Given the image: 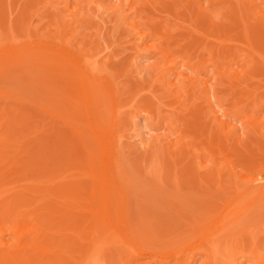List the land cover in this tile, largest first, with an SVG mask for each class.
Instances as JSON below:
<instances>
[{
    "label": "bare ground",
    "instance_id": "1",
    "mask_svg": "<svg viewBox=\"0 0 264 264\" xmlns=\"http://www.w3.org/2000/svg\"><path fill=\"white\" fill-rule=\"evenodd\" d=\"M58 1L60 2L61 0ZM63 1L66 4L69 0ZM116 1L117 3L113 6V10L115 12L120 13L125 8H127L131 10L132 14L136 17L148 16V12L146 13V5H148L150 6V8L152 7L151 9H153V11L158 8L162 10L163 13L166 12L165 14H167L168 16H176V23L180 17L181 19H183L182 21L180 19V25L178 21V27L176 26L177 28H175L179 30V28L182 27V29L180 28V30L182 31L179 32L183 33L188 31L191 34L190 35L187 32V35L185 34V36H183L184 38L180 37V39H185L187 37V39L190 40L193 36L191 44L188 45L190 41L187 43L188 47L191 45V50L190 47H184L185 50L188 49V55L184 49V51H181L180 53L176 52L177 50L179 51L178 46L176 47V49H174L175 43L173 46L174 40L172 39V36L176 35V33L168 34L167 32H170L169 29H165L167 30L166 32L158 31V29L156 30V28L159 26H165L166 28H168L166 24L162 26H156L154 24L157 23H151L148 24L149 27H146L145 29L141 28L143 24H138L132 26V29L139 37H137V42H140V39L141 42L142 40L145 41L146 38H149L151 40L163 39V42H165L166 38V41L169 40L168 38L172 40V42H165V46H163L164 43L162 45L160 44L159 46H154L159 50L162 59H165L168 56H173V58L170 60L173 69L181 64L182 66L179 67L184 69L177 74L171 73L172 75H174L176 81L175 83L169 84V87L170 85H172L171 87L173 88L177 87V92L180 91L178 90V86L181 88L183 87V89L185 90L184 92H182L183 90H181V96L184 93V95H188L187 97H189V99L193 98V101L197 100L196 98H202L203 94H205L206 108H202L203 111L205 109V115L203 113V118L206 119L205 116L209 115V118H212L213 122V120L220 117L221 119L217 120V124H220V126L226 124V118L227 116L231 115L230 112H232V110L230 109V111H228V109L227 112H223L226 110H222L220 113L218 108H215L213 106V104L217 105L222 101V97L218 96L217 92H215L214 90L216 85H219L222 80H227L228 78L227 83L228 85H230L229 90H231L230 93L232 94V96L233 93L237 94L238 92L240 93L244 90H246L247 93L246 88H248V83H246L245 81L246 75L252 74L251 71L257 66H260L262 68L264 67V0ZM80 2L81 4L83 3V6L81 4L80 5L84 8V2H88V0L75 1V3ZM80 5H78L79 8H77L78 6L74 4V7L76 8L75 9L73 7L74 14H72L74 16H76L77 14L75 10L79 11L81 9ZM97 5L99 4L97 3ZM166 8L169 11H167ZM180 10H182L184 13ZM16 14L18 13L16 12ZM72 14L70 13V15ZM4 15L5 14H3V16ZM163 15L164 14H161V16ZM20 16H23V13H20ZM212 16H224L223 21H225L226 24H223V22L221 21L220 24L218 23L219 26H217L215 23L211 22L210 19ZM256 16H262V21L261 18H257L259 20L255 19ZM184 17H187V20H185L186 24H183ZM149 19H151L152 21L154 20V18ZM205 21H208L206 22V25ZM250 24L252 25L251 27ZM174 25L176 24L174 23ZM204 25L205 28H203ZM11 27L13 28V25L11 26L10 24L9 28ZM228 27L233 28L232 30L231 28H229L231 31L230 35ZM12 28L11 33L14 34ZM240 32L243 33L241 34ZM23 34L25 33L23 32ZM231 34L237 37L234 38L233 36H231ZM28 36L26 35V39H24V37L23 40L21 38L19 40L18 38H16V35H14V40H10L9 43H0V101L1 99L2 101L16 100V102L18 101V104L20 102V107L21 105L26 106L35 111L42 112L45 116L48 115L47 117L51 118L52 120L47 121H57V119H60L59 121H61L62 123L61 125V123L59 122L61 125L60 128L64 126L61 129H63L65 133H61L63 131L59 130V126H55L57 125L56 123H53L54 125L50 127H45L47 121L45 122L46 124H42L41 119H43V116L39 113L38 114L41 118L40 119L38 117L40 119V123L36 121L38 119L33 120L32 118L34 117L30 116V114H27L28 111H25L27 109L22 110L23 112L21 111V109H19L20 111L18 110V113L21 112L20 117L18 118V115H16L18 113H15L14 118L11 112L7 113L8 108H6L5 105H3V108H0V110L2 109L1 112L5 117V119H0V264H73V262L75 264H116L113 254V248L115 247L119 249L122 248L123 250L128 252V254L126 253L125 255L122 254V252L119 253V259H121V261H123V259L125 258L128 260L130 258H136L137 255L139 256L140 253H144L146 252L145 250H147L149 251V254L151 251L150 256L152 255L153 258H151L154 259L153 261L159 258L160 261L157 264H196L197 259L194 258V254L196 250L198 251L201 249L199 253L204 254V259L200 258L201 260H199V264H244V260L249 261L248 264H264V213L261 215L258 214L259 216H257V214H253V211L255 209L252 207L254 206V203H257L258 200H261L260 198L263 199L264 183H261L260 185L256 184L257 186L250 183V186L248 182L251 178H248L249 176L246 178H241L239 176L242 179L239 180L240 178L236 176L237 173L235 174V172L233 171H230L231 173L228 175L229 179L225 180L226 182L228 181L234 188L233 193L235 192V195L233 194V196H231L232 199L228 200V202L224 204L221 210L220 206V208H218V212H214H217V214H214V216L212 215L213 217L210 216L212 217V219H208L209 222L207 221L205 222V224L201 222L202 225H205V228L203 226V230L201 232L202 234L197 236L196 239H192L191 242L190 240H188L189 242L187 243L184 242L185 240H183V243L181 242L178 247L175 246L174 248H172L173 250L170 248L171 251L165 250L166 252H160L161 254H159V250L153 249L154 247L152 248L153 245H147V240L139 242V240H142L141 238L143 236L141 234L144 233L142 231L145 230V227L150 228L152 226H148L147 224H145L144 226L143 223L145 222L141 223L142 225H140V222L137 224L130 217V212L127 205L130 186L127 179V170L125 169L122 161L123 150H120L122 147H120V143L119 145L117 143L118 133L115 132V129L117 128H111V131L115 130L113 135L110 130H107L109 127L106 128L105 126H103L104 110L102 107V100L104 101L105 98V100L107 99L113 101L116 91L114 88L108 86L109 84L107 81H99L97 79L96 70L98 69V63L96 62V60L98 59H96V57L98 58L99 55L96 57L93 55L94 43L91 44L92 47H87L88 50L83 49L78 43L81 48L77 45V49V46L75 45L76 47L73 50L74 46L72 48H70L71 46L69 47L72 42L71 44L67 45V48H65L66 45L63 48L61 46L62 44H60L59 42H57L58 45L57 43H52L56 40L55 39L53 41L54 38H49L52 40V42L50 41L52 44L51 45L49 42H42L41 39H43V37L41 38V36V39L35 37V40L28 39ZM1 37L2 40H4V37ZM8 38H10V36ZM58 38L60 39V37ZM2 40L0 41L3 42ZM98 42L99 41L95 43L98 44ZM236 42H241L240 44H242V46H240V49L235 48ZM225 43L229 44H226L225 46ZM138 44L139 43H137V45ZM182 46L183 45H181L180 47ZM146 50H149V48H146ZM204 50H208L211 53L216 52V54L223 57H218V59H210L207 61L211 65V69L209 70L214 76L213 85L212 83H209L210 77L205 80L196 79V75H198L208 67L205 65L206 63L204 65L200 63L196 56L195 60L190 57V54L196 53L197 55H199ZM45 53L47 55H44ZM48 55L49 57L51 56V59L48 58ZM43 57L46 58L45 62L43 60ZM227 57L229 59L225 60ZM230 63H232L234 67H229ZM245 63H247L248 65L247 68L245 66ZM11 64H13V66H16L15 68L17 69L18 67H20V69L16 71V69L13 67V70H15L16 72H11L8 69ZM181 68L177 70H181ZM73 70L75 71V75H77V77L79 78L80 84L82 86V99L84 98L82 100V103L85 105L84 109L87 113V126L88 129H90L88 132H91V135L89 136L90 138L88 137V135L86 137L88 139H91L92 141H96V150H98L96 151V153L97 155L101 156L100 159L99 156L97 158V155L95 156L94 153L92 154L91 148L89 150L88 145L86 146L84 142L80 143L81 145L79 147L81 150V155L88 162V169L86 172H84L85 175L83 173L82 174L84 176H87L91 180V199H98L99 202H97V205H93L90 203L88 208H86V213L89 216V226L87 227V229L90 233V236L88 240H86V242L91 248L85 254H80L79 252L74 253V255L73 133L75 132L76 136L77 134L78 136L80 134L79 131H74L75 128H73V90H70L69 88L64 89L65 86H60V88H58L59 90H57L55 87L56 85L53 83V79L51 78V80L49 77L55 73L54 76L57 77L56 79H59L60 82H62V80L68 77V75L73 78ZM185 71L190 72L185 73ZM22 74H25L27 77H24ZM18 76L20 79L24 80V88L18 87L19 85H24L23 80L18 81ZM47 76L52 81L51 82L49 80L51 84H49L48 80L47 82L45 81L46 79H48ZM18 82H20V84ZM44 82H46V84ZM64 82L65 80L63 81V83ZM183 82H185V86L181 85ZM8 83L11 85H8ZM13 83L15 88L11 87L13 86ZM47 84L51 86L47 87ZM7 85L9 86V88H6L8 87ZM41 85H44L46 89ZM2 86H4L5 88ZM66 86L68 87L69 85ZM69 87H71V85ZM22 89H25L26 91L24 90L23 92ZM41 89H44L46 91L43 92L44 90L41 91ZM60 89H63L65 91L69 89V91H66L65 93L63 91H60ZM204 90L206 91V93H203ZM177 94H175L176 97ZM209 94L211 95V97ZM189 95H191V97ZM102 96H104V98ZM242 96L243 93L240 95V97ZM116 99L118 98L116 97ZM258 106L259 105H257V107ZM197 113L200 114V112ZM197 113H195V115H197ZM199 114L198 116L199 118H201L202 115ZM34 116H36V114H34ZM198 116H194L195 118L193 117L195 121L199 120ZM31 119L32 122L35 121L38 123L37 125H39L37 129H33L34 131L30 130L31 132L33 131V135L28 131L29 129L26 131V133L22 131V127L24 126L23 123H25L26 126L28 125V128L29 125L32 126ZM247 121L248 120H246V122ZM260 121L261 123H263L262 125H264V116L260 119ZM201 123L204 125V122ZM35 125L33 126L35 127ZM65 125L68 126V128H65ZM205 126H207V124H205ZM205 126H202L200 128L198 126L200 132L201 128H204ZM55 127L58 128V131ZM219 127L217 126V128ZM4 128L6 129L5 131H3ZM20 130L22 133L18 134L17 131L19 132ZM27 133H29L28 136L32 135L34 136V138L37 136L36 140L37 138L38 140L36 141L33 138V143L30 142V145L27 144L28 141L25 138L28 137L25 135ZM32 136L30 138H32ZM80 141L82 142L81 139ZM24 143L26 144L25 146H23ZM179 157H184V154H179ZM179 159L175 157L173 161H171L172 164L174 166L178 165ZM166 160L168 161V159ZM164 162L166 161L164 160ZM185 162L187 163V161ZM169 164L166 165V168L167 166L168 168L171 167V164ZM161 166L164 165H159L156 167V169L160 172L163 171V168ZM262 168L263 169H260V171H263L264 173V166ZM209 170L211 172L205 170V172L207 171V174L205 175L203 173L205 175L204 177H202V175H196L197 177H192L194 184H203L205 188H209L214 184L217 185V183L220 185V181L222 180L221 174H215L216 171L214 173V169ZM33 173H36V175ZM148 173H152V170L149 169ZM177 173H179L178 170L174 169L173 176L175 178H177ZM17 174L19 175L18 177L16 176V178L14 175ZM31 174L32 176H30ZM12 175L14 177H12ZM244 175L243 177H245ZM19 176L21 179L19 180V183L22 180L24 183H17L19 185L16 184V186L14 182V185H11L10 177H12L13 179H19ZM198 176L201 177L198 178ZM255 180L257 181L258 179L256 178ZM25 181H27V183ZM6 183L10 184L8 185ZM205 185H207V187ZM212 187L214 188V186ZM256 187L257 191H255ZM244 199L245 201H243ZM258 209L255 211H259L260 213L261 209L263 208L260 207V209ZM145 221H147L146 218ZM139 225L142 226V229L144 227V229L141 230V227ZM137 230L139 231V234L141 233L140 235L137 233ZM150 230H145L147 235L146 238L148 239L154 237L153 229L151 231ZM171 231H173V229H171ZM136 236H139V240H137ZM153 239L155 238L149 239L150 242L148 243L154 245L159 244L156 243V241H160L159 239L157 240L156 238L154 240V243ZM249 245L250 247H248ZM147 246L148 248H145ZM149 248L152 249L150 250ZM75 254H77V257H75ZM182 256H184V259L180 260ZM237 256H239V261H236ZM77 258H79V260H74ZM124 262L126 261L124 260L123 263ZM147 262L145 263H152Z\"/></svg>",
    "mask_w": 264,
    "mask_h": 264
},
{
    "label": "rangeland",
    "instance_id": "2",
    "mask_svg": "<svg viewBox=\"0 0 264 264\" xmlns=\"http://www.w3.org/2000/svg\"><path fill=\"white\" fill-rule=\"evenodd\" d=\"M61 1L59 2L58 0H0V26H1L0 31L3 32V33L0 32V35L4 37V40H2V37L0 36V40L3 41V42L0 41V43H5V44L7 42L9 43L10 40L11 41L14 40L13 39L14 35H16V38H18L19 40L20 38L23 40L24 37H25L24 39H26L27 38L26 35L28 36V33H29L28 39L30 40L31 39L35 40V37L40 38L41 36V38L43 37L44 39L43 40L40 38L42 42L45 41L46 43L49 42L51 44L52 40L49 38L52 39L54 38L53 41L55 39L56 40L55 42L52 43L55 44L59 42L60 44H62L61 46L63 48L65 47V45H66L65 48H67V45L71 44L72 42V44L69 45V47L71 46L70 48H72L74 46L73 50L77 45L79 47L81 45L83 49L88 50L89 47H92L91 44L94 43L93 55L95 57L99 55L98 58L96 57V59H98L96 60V62L98 63V69L96 70L97 79L99 81H107L109 84L108 86L114 88L116 91L113 101L107 99L105 100L104 96H102L104 98V101L102 100L103 103L102 107L104 110L103 126H105L106 128L109 127L107 130L110 131L111 128L112 129L117 128L115 129L116 131L112 130L111 132L112 134L114 133V131L118 133L117 143L118 145L120 143V147H122L121 149L120 148L119 149L121 151L123 150L122 161L125 166V169L127 170V179L130 186L128 199H127L128 201L127 205L130 212V217L137 224L140 222V225H142L141 223L145 222L143 223L144 226L145 224L152 227L154 226L153 228L150 227L151 230L153 229L154 237H151L149 239L157 238V240L159 239L160 241L158 242L156 241V243H159L157 245L148 243L150 241L148 238H146L147 235L145 230L147 229L150 230V228L147 227H145V230L142 231L145 233V234L143 233L144 235L140 233L145 239L141 236L142 238L141 237L140 238L142 240L140 241L138 239L139 236L138 237L136 236L137 240H139V242H143V240H147L146 244L153 245L152 248L154 247L153 249L159 250V254H161L165 250L171 251V249L174 248L175 246L178 247L179 244H181V242L183 243V240H185L184 242L186 243L189 242L188 240H190L191 242L192 239H196L197 236L202 234L201 232L203 230V226L205 228V225H202V223L205 224V222L207 221L209 222L208 219H212L214 214H217L219 210L218 208H220L221 206L220 208L221 210L224 204H226L228 200L232 199L231 196H233V194L235 193V192L233 193L234 188L231 186V184L228 181L226 182L225 180V179L227 180L229 179L228 175L232 171L235 172V174L237 173L236 175L237 177L240 176L241 178H246L249 176L248 178L252 179V180L250 179V181L248 182L249 184L251 183L252 185L253 184L260 185L261 183H264L263 180L264 173L263 171H260V169L262 170L263 169L262 167L264 166V125H262L263 123H261L260 121V119L264 116V67L262 68L260 66H257L252 70L253 72L251 71L252 74L246 75L245 81L246 83H248V88H246L247 93L246 90L243 89L245 92L244 91L240 93L238 92L237 94L233 93L234 96L233 97L232 94L230 93L231 90H229L230 85H228L227 83L228 78L227 80H222V82H220L219 85H216L214 91L217 92L218 96L222 97V101L217 105L213 104V106L215 108H218L220 113L222 110H226L223 112H227L228 109H229L228 111H230V109L232 110V112H230L231 115L229 114L230 116H227L226 118L227 119L226 124L220 126V124H217V120L221 119L220 117L213 120V122H212V118L211 119L209 118V115L205 116L206 119L203 118V113L205 115V109L203 111L202 108H206L205 106L206 95L203 94L206 93L205 90L202 93L203 94L202 98L199 99L196 98L197 100L193 101L192 100L193 98L189 99V97H187L188 95L186 96L184 95V93L183 95L186 96L187 98L184 97L183 95L181 96L180 94L181 90H183L182 92H184L185 90L183 89V87L181 88L178 86V90H180L178 92L176 91L177 87L173 88L171 87L172 85H170L169 87V84L175 83L176 81L174 75L172 74L173 73L177 74L184 69L179 67L182 66V64L176 67L175 68L176 70L173 69L172 64L170 62L173 56H168L165 59H162L159 50L156 49L154 46H159L160 44L162 45L163 43H164L163 46H165V44L168 41L172 42V40L168 38L169 40L166 41L167 40L166 38V40L164 39L166 42L165 43L162 41L163 39L151 40L149 38H146L147 41L145 39V41L142 40L141 42L140 39V42H137L138 36L136 32L133 31L132 29V26L138 24L141 25L143 24V26L141 27L142 29L149 27L148 24L151 23H157L154 24L156 26L159 25L162 26L166 24L168 28H166L165 26L164 27L159 26L160 29L162 30H160L159 27H157L156 30L158 29V31L166 32L167 30L165 29H169L170 32H167L168 34L176 33V35L173 34L175 36V39L174 36H172L173 37L172 39L174 40L173 46L175 43V48L174 47L173 48L176 49V47L178 46L179 51L177 50L176 52L180 53L181 51L185 50L184 47L185 48L190 47L191 50V45L189 47L188 45L191 44L193 39V36L192 39L190 40L187 39V37L185 39H180V37L184 38L183 36H185V34L188 32L186 29L185 30L187 32H183V33L179 32L182 31L180 30V28L182 29V27H180L179 30L176 29L178 27L177 26L178 21H179V25L181 24L180 23L181 17L178 19L176 23L175 22L176 16L175 17L168 16L167 14H165L166 12L163 13V11L158 8L156 10L154 8L155 11H153V9H151L152 7L150 8V6L148 5H146V13L148 12V16L136 17L132 14V11L127 8H125L120 13L115 12L113 10V6L117 3L116 0H94L95 2L93 0H88V2H84L85 9L81 7L83 3L82 4L81 2L75 3L76 0H69V1L66 0L68 1V3H66L67 5L64 3L63 0ZM128 1L130 2L132 0H123V2H128ZM97 3L99 5H97ZM74 4L76 6L81 4L80 5L81 9L80 10L78 9L79 11L75 10L77 13V14L75 13L76 16L73 15L74 14L73 10L75 8ZM55 6L57 9L55 8ZM77 8H79V6ZM166 10L169 11L167 8ZM15 11L19 15L16 14ZM20 13H23V16H20ZM70 13L73 14L70 15ZM3 14L5 15L3 16ZM161 14H164L166 16L164 15L161 16ZM261 17L262 16H256L255 19ZM149 18H154L156 22L154 20L153 22ZM186 18L184 17L183 24H186L185 21L187 20ZM182 20L183 19H181V21ZM210 20L211 22L215 23L217 26H219L221 21L223 22V24H226L225 21H223L224 16H212ZM206 22L208 21H205V25ZM174 23L176 25H174ZM3 24L5 27L3 26ZM10 24L11 26L13 25V28L12 27L11 28L14 34L11 33L12 32L11 28H9ZM205 25L203 26V28H205ZM251 26L252 25L250 24V27ZM229 28L231 27H228L229 35H230L231 31ZM232 29L233 28H231V30ZM23 32L25 34H23ZM177 32L183 35H180ZM240 33L242 34L243 32ZM45 35L46 37L48 35V37L46 38ZM9 36L10 38H8ZM231 36H233V34H231ZM5 37H6V41H5ZM58 37H60V39ZM233 37L236 38L237 36H233ZM45 39L48 40L46 41ZM57 39H59L60 41ZM97 41H99L98 44H96ZM189 41L190 43H188ZM137 43L139 44L137 45ZM240 43L241 42H236L235 43L236 47L235 46L234 47L240 49V46H242V44ZM226 44L229 43H225L224 45L226 46ZM181 45L183 46L180 47ZM78 46L76 47L77 49ZM146 48H149V50H146ZM187 50L188 49H186L185 51L188 55L189 51L187 52ZM192 54H190V57L192 59L195 60V56H196V58L199 60L200 63H202L203 65L206 63L205 65L208 67L206 68L207 70L205 69L199 74L197 73L198 75H196L197 76L196 79L205 80L208 77H210L209 83H212L213 85L214 76L211 74V71L209 70L211 69L210 67L211 65L207 61L210 59H218V57L220 58L221 56L216 54V52L211 53L208 50L207 51L204 50L199 55H197L196 53H195L196 55L194 53ZM44 55L47 54L45 53ZM46 58L43 57L44 62L46 61ZM48 58L51 59V56L49 57L48 55ZM228 59L229 58L227 57L225 60ZM11 66L8 67V69L11 72H16L20 69V67H18V69L15 68L16 66H13V64H11ZM245 66L246 68L248 67L247 63H245ZM13 67L16 69V71L13 70L14 69ZM229 67H234V65L230 63ZM180 68L181 70H177ZM187 72L190 71H185V73ZM25 74L22 75L24 77H27L26 76L27 74L26 75ZM54 75L55 73L51 75L52 77L51 76L49 77L50 79L51 78L53 79L54 81L53 83L56 86L54 84L53 85L56 87L57 90H59L58 88H60V86L62 87L65 86L64 89L69 88L70 90H73V128H75L74 131L75 130L79 131L80 134L79 136L77 134L78 136L77 137L75 132L73 133V251H74L73 255L74 253H79V252L80 254L81 253L85 254L91 248L89 247V244L86 242V240H88L90 236V233L88 232L87 229V227L89 226L88 225L89 216L86 213L87 211L86 208H88L90 203L93 205L94 204L97 205L98 204L97 202H99V200L91 199L90 191H91L92 183L87 176H84L85 175L84 172H86L88 169L87 166L88 162L81 155V150L79 146L81 145L80 143L84 142L86 146L87 145L89 146V150L91 148L92 154L94 153V155L96 156L97 155L96 151H98L96 150L97 144L95 143L96 142L95 140L92 141L91 139H88L86 137L87 135L89 137L91 135V132L90 133L88 132L90 129H88L87 126V113L85 112L84 109L85 105L82 103L83 102L82 100L84 99V98L82 99L83 97L82 95L83 93L81 90L82 86L80 84L79 78L77 77V75H75V71L73 70V75H72L73 78L68 75V77L64 78L62 82H60L59 79H56L57 77ZM19 76H18L19 80L18 79L17 80L18 81L23 80L20 79ZM50 79L48 78L45 81L47 82V80L49 81ZM64 80L65 82L63 83ZM50 81L49 84H51L52 82ZM46 82L44 83L46 84ZM18 83L20 84V82ZM49 84H47L48 85L47 87L51 86V85L49 86ZM8 85L11 84L8 83ZM12 85L13 86L11 87L15 88L14 83ZM66 85L69 86L71 85V87L69 86L67 87ZM181 85L185 86V82H183ZM24 86L25 83L23 86L19 85L18 87L24 88ZM42 87L45 88L44 85ZM6 88H9V86ZM69 89H67L66 91H69ZM42 90L44 89H41V91ZM45 91L46 90H44L43 92ZM60 91L66 93V91L63 89H60ZM242 93L243 96L240 97ZM175 94H177V97ZM189 96L191 97V95ZM116 97L118 99H116ZM3 105H5L6 108H8V111L6 110L7 113L11 112L13 117L15 113H18L19 109H21V111L27 109L25 111L26 112L28 111L27 114H30V116L34 117L32 118L33 120L38 119L36 121L39 122V120L41 119L39 114L42 115L43 116L42 118L44 119V121L43 119H41L42 124L45 123L47 120H52L51 118L47 117L48 115L47 116L43 115L42 112L35 111L33 109H30L29 107L22 105L20 107L19 106L20 102L18 104V101L16 102V100L2 101L1 99L0 108L1 107L3 108ZM257 105L259 106L257 107ZM196 109L199 111H197ZM197 112H200V114ZM195 113H197V115H195ZM20 114L21 112L16 114L18 115L17 116L18 118L20 117ZM34 114H36L37 117L34 116ZM198 114L202 115V117L199 118ZM194 116H198L199 120L195 121ZM1 118L5 119L2 112L0 115V119ZM59 120L57 119V121L54 120L47 121L46 122L47 124L45 123L46 124L45 127L47 126L50 127L56 123L57 125L55 126H59V130L63 131L61 133H65L64 130L61 129L64 126L60 128L62 123ZM246 120L248 121L246 122ZM59 122L61 123V125ZM201 122H204V125ZM37 124H38L37 122L33 121L32 126L29 125L28 128V125L26 126L25 123H23L24 126L22 127V131L26 133V131L29 129L28 131L31 132L30 130L33 129L35 130L38 128L39 125ZM205 124H207V126H205ZM33 125H35V127ZM198 126L199 128L202 126L205 127L201 128V132H200ZM217 126L220 127L217 128ZM55 128L58 131V128L57 127ZM65 128H68V126H66ZM5 130L6 129L4 128L3 131ZM17 133L19 134L22 132L20 130L19 132L17 131ZM28 134L29 133L25 135L28 136ZM31 136L25 137L26 140L28 141L27 144L29 145L31 144L30 142L33 143L32 140L34 136L30 138ZM36 137L34 138L35 140ZM80 139L82 140V142L80 141ZM25 145L26 144L24 143L23 146ZM179 154L180 155L184 154V157H182L183 159L179 157ZM98 156L99 155H97L96 157L98 158ZM173 156L174 158L177 157V159L180 158L178 161V165L176 166H174L171 162L174 159ZM100 157L101 156H99V159ZM163 159L166 162H164ZM166 159H168V161ZM185 161H187V163ZM169 162L171 165L169 164ZM167 163L171 166L170 168H168V166L166 168V165H168ZM159 165L165 166V167L161 166L163 168V171L161 172L156 169V167ZM149 169L152 170V173H148ZM174 169L178 170L179 172L177 173V178L173 176ZM204 169L208 170V172L210 171L209 169H214V173L217 169L215 174H221L222 176L220 185L218 183L217 185L216 184L212 185L214 186V188L212 186L208 188L207 185H205L207 187L205 188L203 184H202L203 186L200 184L195 185L192 177L196 175H202V177H204L207 174L206 173L207 171L205 172ZM33 174L36 175V173ZM18 175L19 174L14 176L18 177ZM243 175L245 177H243ZM14 176L12 175V177ZM30 176H32V174ZM12 177H10L11 185L12 184L14 185V182L16 185L17 183H19V180H21L20 176L19 179H16L17 177L13 179ZM199 177L201 176H198V178ZM241 178L239 180H242ZM256 178L258 179L257 181L255 180ZM22 182L23 180L19 184H21ZM25 182L27 183V181ZM197 186H199L200 188ZM255 191H257V187ZM260 199L261 200H258L257 203H254L255 207L252 206L255 210H257L258 208L260 209V207L263 208L261 209L260 213L259 211L256 212L255 210L254 211L252 210L253 214H257V216L264 213L262 212L264 211V206H262L264 205V197L263 199L262 198ZM243 201H245V199ZM215 211L217 212L214 213ZM145 218L147 221H145ZM140 227L141 230L144 229V227L143 229L142 226ZM171 229H173V231H171ZM137 233L139 234L138 230ZM155 239H153V243ZM248 247H250V245ZM116 248L117 247L113 248V254L116 264H143V263L146 264L145 262L147 261H148L147 263L152 262L150 264H157L160 261L159 258L153 261L154 259H152L153 258L152 255L150 256L151 251L149 254V251L145 250L146 252L140 253L139 256L137 255L138 258L136 256V258L134 257L135 259L134 258L133 259L130 258L129 260L126 258L123 259V261L124 260L126 261L123 263V261L119 259L120 258L119 253L122 252V254L125 255L126 253L128 254V252H126L122 248H121L122 250ZM145 248H148V246ZM152 248L149 249L151 250ZM200 250L198 251L196 250L194 254V258L197 259L196 264L200 263L199 260L204 259V254L199 253ZM75 255H76L75 257H77V254ZM238 258L239 256H237L236 261L238 260ZM182 259H184V256H182L180 260ZM74 260H79V258ZM244 261H245L244 264H248L249 262L247 260ZM73 264L75 263L73 262Z\"/></svg>",
    "mask_w": 264,
    "mask_h": 264
}]
</instances>
